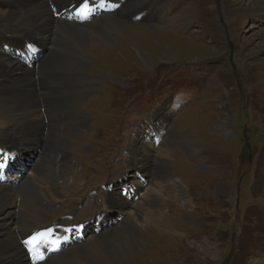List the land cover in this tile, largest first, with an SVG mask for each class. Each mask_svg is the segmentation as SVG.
Segmentation results:
<instances>
[{
    "label": "rangeland",
    "instance_id": "obj_1",
    "mask_svg": "<svg viewBox=\"0 0 264 264\" xmlns=\"http://www.w3.org/2000/svg\"><path fill=\"white\" fill-rule=\"evenodd\" d=\"M85 1L88 5L102 1L109 7L106 15L113 17L133 0ZM258 1L173 0L164 11L163 0H139L151 20L127 17L123 23L129 41L118 36L113 45L83 41L81 50L61 33L60 25L57 28L53 54L61 64L80 54L86 58L83 52L95 44L86 68L97 80L79 101L88 122L80 128L82 137L70 145L75 184L53 211V223L94 224L105 211L102 204L110 196L109 189L112 192L115 184L132 176L134 133L129 136L127 127L169 128V122L160 120L166 111L172 122L166 157L155 155L153 160L162 174L166 168L172 174L153 183L146 177L139 199L133 200L139 204L148 190L161 195L162 201L151 202L152 211H147L156 212L166 222L160 226L164 228L151 223L145 217L151 214L143 212L137 217L143 236L133 257L103 258L92 264H264V4ZM11 11L0 8V19H7ZM21 36L14 37L18 41L8 43L6 50L32 70L48 51L43 55L40 51L28 64L23 56L32 55L37 42L20 44ZM57 117L69 118L61 111ZM16 124V112L13 121L0 113V132ZM164 133L161 143L169 134ZM55 139L61 143L58 137H51L50 143ZM156 143L153 136L155 147ZM162 158L167 161L163 167L158 163ZM27 173L31 174L29 169ZM32 211L36 221L43 219V213ZM166 224L168 229L163 231ZM84 246L73 249V255Z\"/></svg>",
    "mask_w": 264,
    "mask_h": 264
},
{
    "label": "bare ground",
    "instance_id": "obj_2",
    "mask_svg": "<svg viewBox=\"0 0 264 264\" xmlns=\"http://www.w3.org/2000/svg\"><path fill=\"white\" fill-rule=\"evenodd\" d=\"M171 1L173 2V0H163L164 11L172 5ZM138 2L139 0H133L129 7L123 9L124 15L116 11L117 16L113 17L102 14L97 8H89L90 11L79 14V20L84 21L85 24L76 25L74 22L67 23L60 20H67L66 18L77 10L80 3L82 4L81 0H0V8L6 7L12 10L7 19H0V113L6 121H13L16 112L18 123L14 126L8 125L4 132H0V165H2L0 166V264H37L33 262L38 256L44 261L39 264H92L103 258L130 259L138 248V238L143 236L142 229L137 224V217L141 213L151 214L145 217L149 218L151 223L154 222L155 226L164 228L160 226L165 225L166 222L158 217L156 212L150 213L152 208L148 206L151 202L156 205L160 203L161 195L150 194V190L145 192L142 199L144 206L140 205L142 202L136 205L125 201L121 194L119 196L113 194L112 198L108 199L110 206H103L105 211L93 222L95 224H80L73 227L69 220H63L53 225L54 220L51 219L53 211L61 206V201L72 191L71 187L75 184L74 178H71L74 165L70 160V145L82 137L80 128L86 127L88 122V116L81 111L79 101L84 99L93 82L97 80L88 74L86 68L88 57L95 53L92 51L95 44H90L86 48V53L83 52L87 60L80 54L69 62L61 64L57 54H53L58 40L57 28L60 25L61 33L68 34L78 48L83 41L102 40L113 45L115 36L129 41L127 29H124L126 24L123 21L141 11L146 13L147 9V6ZM262 2L264 4V0ZM96 5L99 6L101 3L97 2L88 7ZM16 10L21 11L14 12ZM142 15H145L146 22L151 20V14L142 13ZM146 31L149 32L148 29ZM18 32L22 34L20 44L30 43L31 40L37 42L35 47L38 51L44 53L48 51L47 57L34 64L32 70L26 69L22 62H19L17 55L8 54L6 50L8 43L13 44L18 41L19 38L14 39L20 35ZM145 35L149 34L145 33ZM98 42L100 47L102 43ZM64 45L68 44H63L62 47ZM47 46L51 47L50 50ZM136 51L140 52V50ZM119 52L117 56H121ZM139 55L142 57L140 53ZM3 83L7 85L3 86ZM42 109H48L46 114L45 112L42 114ZM38 111L41 113L39 114ZM59 111L64 112L69 118L65 120L58 118ZM171 129L165 128L169 134L164 142L156 147L151 136L153 133L149 129L148 132L146 129L135 135L136 144L130 147L132 163L136 173L143 178L147 177L148 182L153 183L157 178L168 180L172 174L171 169L166 168L163 175L157 170L153 161L155 155L166 157L164 147L170 137ZM154 133H157V138L161 137L160 131ZM51 137L60 138L61 143L59 139L50 143ZM59 151L63 153L60 154ZM165 160L162 158L158 163L163 167L167 163ZM26 167L31 174L27 173ZM14 172L16 176L13 175ZM7 178L13 179L7 183ZM130 179L123 181V187L136 188L139 191L143 183L136 176H132V183L129 182ZM114 208L120 213L129 209L131 212L125 214L122 221H119L117 217L111 216L110 211L107 212ZM32 209L43 213V219L36 221ZM148 209L151 210L147 211ZM105 217L108 219H104ZM104 220L107 224L103 229ZM99 225L102 230L96 231ZM165 227L163 231L168 229L167 224ZM57 232L64 240L60 242L57 240L54 243L58 244L52 246L51 238L58 235ZM43 237L50 238H47L48 241L40 242L39 238L44 240ZM97 237L101 238L98 240ZM82 245H85L84 248L73 255V249ZM27 253L32 256L31 259Z\"/></svg>",
    "mask_w": 264,
    "mask_h": 264
},
{
    "label": "snow or ice",
    "instance_id": "obj_3",
    "mask_svg": "<svg viewBox=\"0 0 264 264\" xmlns=\"http://www.w3.org/2000/svg\"><path fill=\"white\" fill-rule=\"evenodd\" d=\"M87 9H88V5L85 4V5L83 6V8L81 9V13H84ZM0 166H2V165H0ZM40 258H42V257H40Z\"/></svg>",
    "mask_w": 264,
    "mask_h": 264
}]
</instances>
